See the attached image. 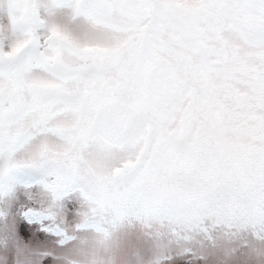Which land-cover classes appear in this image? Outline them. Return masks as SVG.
<instances>
[{"label": "snow or ice", "instance_id": "1", "mask_svg": "<svg viewBox=\"0 0 264 264\" xmlns=\"http://www.w3.org/2000/svg\"><path fill=\"white\" fill-rule=\"evenodd\" d=\"M0 16V264H80L90 232L136 264H264V0Z\"/></svg>", "mask_w": 264, "mask_h": 264}, {"label": "clouds", "instance_id": "2", "mask_svg": "<svg viewBox=\"0 0 264 264\" xmlns=\"http://www.w3.org/2000/svg\"><path fill=\"white\" fill-rule=\"evenodd\" d=\"M2 2L3 0H0V3ZM4 7L6 8L7 5L4 4ZM57 19L62 20L63 14L58 16ZM0 24L7 25L6 17L0 16ZM27 157L35 159L34 151H30ZM132 251L128 247L117 248L112 243H104L100 237L90 232L80 237L71 250V254L79 259L80 264H88L91 259H95L96 264H136V261L132 258Z\"/></svg>", "mask_w": 264, "mask_h": 264}]
</instances>
